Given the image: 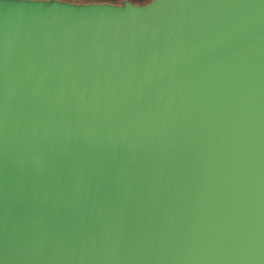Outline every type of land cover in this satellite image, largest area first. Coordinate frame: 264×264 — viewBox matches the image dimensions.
Masks as SVG:
<instances>
[{"label": "water", "instance_id": "water-1", "mask_svg": "<svg viewBox=\"0 0 264 264\" xmlns=\"http://www.w3.org/2000/svg\"><path fill=\"white\" fill-rule=\"evenodd\" d=\"M0 264H264V0H0Z\"/></svg>", "mask_w": 264, "mask_h": 264}, {"label": "flooded vegetation", "instance_id": "flooded-vegetation-1", "mask_svg": "<svg viewBox=\"0 0 264 264\" xmlns=\"http://www.w3.org/2000/svg\"><path fill=\"white\" fill-rule=\"evenodd\" d=\"M62 3H69L75 6H89V5H108L112 8H119L126 2L135 6H144L151 0H56Z\"/></svg>", "mask_w": 264, "mask_h": 264}, {"label": "rangeland", "instance_id": "rangeland-1", "mask_svg": "<svg viewBox=\"0 0 264 264\" xmlns=\"http://www.w3.org/2000/svg\"><path fill=\"white\" fill-rule=\"evenodd\" d=\"M152 1V0H151ZM150 2V1H149Z\"/></svg>", "mask_w": 264, "mask_h": 264}]
</instances>
